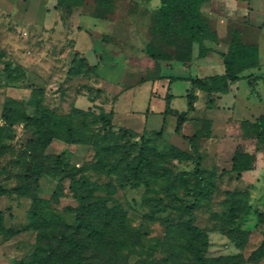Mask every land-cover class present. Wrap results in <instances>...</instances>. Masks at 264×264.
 <instances>
[{
  "label": "rangeland",
  "instance_id": "1",
  "mask_svg": "<svg viewBox=\"0 0 264 264\" xmlns=\"http://www.w3.org/2000/svg\"><path fill=\"white\" fill-rule=\"evenodd\" d=\"M157 1L130 0L122 25L113 32L97 27L102 21L93 16V0H85L69 15L54 6L56 0H0V186L4 190L0 210L5 228L0 229V264H17L30 255L42 240L41 232L50 228L48 221L74 224L77 202L68 177H40L35 224L29 223L30 198L15 190L18 173L29 158L23 144L30 130L22 122L5 125L1 112L9 102L34 113L28 102L34 89L40 105L57 120L64 119L60 134L70 131L77 138L75 142L55 139L47 151H63L68 166L89 180L95 195L125 212L124 226L114 227L108 234L110 241L101 244L100 261L193 264L195 239L185 227L187 214L181 208L193 202L189 191L198 166L215 170L213 183L207 184L208 191L192 207L193 223L208 236L205 256L228 264H264V257L254 253L264 240V165L256 131L241 126L242 120H254L262 113L264 79L250 83L241 78L229 92L215 97L214 106L234 103L226 106L228 114L216 108L210 111L207 93L199 90L181 132L200 133V157L195 162L170 151V145H176L192 153L188 140L174 130L176 115L167 114L163 122L160 112L166 106L167 82L157 79L152 84L150 80L162 72L217 74L223 64L216 56L212 65L199 71L179 62L169 68L148 57L143 44L149 38L150 14ZM126 24L134 26L131 34ZM236 25L243 40L259 45L262 64L255 72L264 75V30L257 33ZM89 63L96 68H89ZM236 85L239 89L234 91ZM189 89L185 79L170 83L169 93L174 96L169 105L175 112L186 109ZM110 111V125H106L100 114L108 116ZM142 133L149 137L150 163L136 178L131 167L138 159ZM235 148L255 157L254 168L222 173V168L230 166Z\"/></svg>",
  "mask_w": 264,
  "mask_h": 264
},
{
  "label": "trees",
  "instance_id": "2",
  "mask_svg": "<svg viewBox=\"0 0 264 264\" xmlns=\"http://www.w3.org/2000/svg\"><path fill=\"white\" fill-rule=\"evenodd\" d=\"M160 4L152 10L148 26L149 38L143 45L144 53L156 61L176 60L182 63L192 58L193 45H198L197 56L201 57L210 50L203 45L204 39L216 40V32L211 30L206 17L201 11V5L207 0H159ZM85 0H56L55 7L64 10L68 15L76 7L84 4ZM93 16L106 18L113 13L114 0H93ZM224 65V72L206 76H182L164 75L156 73L153 79L167 78L170 81L185 79L190 82V89L185 94L186 109L175 112L169 105L172 94L169 86L164 95L166 106L163 112V122L167 114L176 115L174 130L188 140L192 153L180 149L176 145H170V151L175 152L183 158H192L195 162L200 157L197 144L201 139L198 131L191 135L182 134L183 123L187 114L194 109L197 99L196 89L207 93L206 103L210 105L214 93H225L228 91L229 83L243 77L244 70L258 65V47L255 43H245L241 40L239 32L234 29L225 52L220 53ZM89 68H96V64H88ZM250 77V76H247ZM264 76L255 75L250 78L252 83ZM35 89L32 90L28 102L35 108V112L28 114L17 109L12 103L6 102L1 112V118L5 125L11 126L22 122L30 130L27 142L23 144V152L29 156L25 160L23 169L18 173V181L15 190L20 195H27L30 200L28 213L29 223H36V214L41 198L37 195L39 179L44 174L53 176L60 175L68 177L72 196L77 204L74 207V224H68L61 219L56 222L48 221L50 228L41 232L42 240L35 250L17 264H115L111 260L100 261L97 255L101 252L100 246L103 242H109L112 238L109 232L116 226H124L125 212L120 205L109 207L103 196L94 194V189L84 175L77 176V168L68 166L63 151L48 152L47 149L53 140L75 142L77 138L67 131L64 136L58 131V127L64 119L57 120L46 108L35 99ZM76 109V112H79ZM101 113L100 117L104 124L110 125L112 115ZM55 126V127H54ZM241 126L244 130L254 129L256 139L262 153L264 165V110L254 120H242ZM130 135V131L126 130ZM162 128L155 132L160 135ZM138 159L131 167L134 177L139 178L141 170L150 163L149 137L145 133L140 136ZM158 138V137H157ZM127 153V152H124ZM255 157L248 151L235 148L230 157V166L222 168V173L235 172L237 174L254 168ZM215 170L194 168L195 185L189 194L193 196L191 204L182 205V211L187 214L185 227L195 239L194 248L197 253L193 264H228L221 262L219 258H208L205 251L208 243L206 231L193 223L194 213L192 207L199 202V195L207 192V184L213 183ZM0 186V195L3 193ZM261 215L260 213H258ZM2 212L0 210V229L3 228ZM257 256L264 257V240L254 251Z\"/></svg>",
  "mask_w": 264,
  "mask_h": 264
},
{
  "label": "crops",
  "instance_id": "3",
  "mask_svg": "<svg viewBox=\"0 0 264 264\" xmlns=\"http://www.w3.org/2000/svg\"><path fill=\"white\" fill-rule=\"evenodd\" d=\"M129 1L130 0H118V2H117L118 7H119V10H118L116 7V2L114 0V3H113L114 16L112 18H111V15L106 17V18H97L96 17L97 19H100L102 21V23L99 24V26H97L96 23H95V25L97 27H99L100 30H102V28H106V29H108V30L110 29V31L114 32L115 28H118L122 25L121 16L128 9L127 4ZM159 4H160V1H157L154 4V6L152 7V10L157 8L159 6ZM93 5H94V3H93ZM201 11H202L203 15L206 17L211 30L215 31L216 35H217V38L215 41L211 40V39H204L203 40V45L210 48V50H208L204 54V56L198 57L197 56L198 45L194 44L193 49H192V58L190 61L185 62V63H182V62H179L176 60L159 61L160 63H162V65L170 68V67H172L174 62H179L181 64L191 66L195 70L204 71L205 68H207L209 65H212L214 63V61L216 60L217 57L221 58V60H222L220 53L225 52L227 50V47H228V44H229V41H230V38H231L235 24H239V25H236V26H239V29H242L244 27L250 28L251 30L256 31L257 33H260L261 31L264 30V0H207L201 5ZM233 23H235V24H233ZM126 29H128V31L131 34V32L134 30V26L132 24H126ZM99 34H101V31ZM241 40L245 43H251L247 40H243L242 38H241ZM105 42H107V41H105ZM256 45L258 47V65L255 67L248 68L241 73L243 75L242 78H245L247 80V82H249L250 78L255 76V75L264 76L263 74H259V73L255 72V70L258 69L262 64V61L259 58V45L258 44H256ZM222 64H223V62H222ZM223 72H224V65H223V70L220 73H223ZM220 73H217V74H220ZM162 74L172 75V74H166L163 72H162ZM213 74H215V73H213ZM208 75H212V74H208ZM182 76H184V75H182ZM190 76H198V75L194 74V75H190ZM204 76H206V75H204ZM247 76H250V77H247ZM157 79H161L163 81H166L167 86H169L172 81H175V80H172L169 82V80L167 78H157ZM157 79L150 80V81L153 84ZM240 79L229 83L227 92H229L231 90V85L237 83ZM256 81H257V79L254 81V83ZM234 87H235L234 91L239 89L238 85H236ZM199 90L200 89L195 90L196 95H197ZM227 92H225V93H227ZM225 93H214L212 95L213 101L211 102L210 105H207L210 111H212L214 108H216V110L218 112L220 111V112L225 113V111L228 110V109H225L226 106H228V105L233 106L234 105V103L231 101L229 103H225V105H215V106L213 105L215 97H220V95L225 94ZM172 95L174 96L173 93H172ZM233 97L235 98V94H233ZM194 104H195V102H194ZM194 108H195V105H194ZM148 109L149 108L147 107V109H146L147 113L149 111ZM263 110H264V106H263L261 111L263 112ZM162 111L160 113H162ZM226 113L228 114L227 111H226ZM146 117L147 116L145 115V118ZM210 117L211 116H207V118H210ZM187 118H188V116H187ZM224 123H226V124L228 123L227 118H226V121L224 120ZM261 164H263L262 160H261Z\"/></svg>",
  "mask_w": 264,
  "mask_h": 264
}]
</instances>
